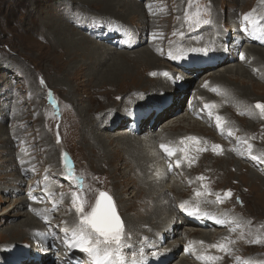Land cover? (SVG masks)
I'll use <instances>...</instances> for the list:
<instances>
[{
	"label": "bare ground",
	"instance_id": "bare-ground-1",
	"mask_svg": "<svg viewBox=\"0 0 264 264\" xmlns=\"http://www.w3.org/2000/svg\"><path fill=\"white\" fill-rule=\"evenodd\" d=\"M32 1L36 3L40 0ZM195 1L197 0L185 5L181 22L175 25L172 35L168 34L172 25L166 30L154 23L167 17L168 13L165 10L168 6L163 0H145L142 4L139 0H74L78 6L69 17L63 13L62 15L55 13V17L39 18L35 22L32 20L30 31L38 38L39 43L52 37L49 47L44 48L48 51L46 53L42 51L45 53L44 56L38 54L40 55L38 57L47 62L54 72L62 73V78L59 76L58 79L64 81L61 84L67 86L69 92L75 88L71 80L77 76L80 78L78 84L82 86L83 92L86 93L85 90L89 89L91 102L76 113L74 112L79 117L81 140L84 141L88 152L86 156L93 158L95 163L100 161L103 165L116 163L115 168L120 169L118 179H122L126 186L132 183L131 186L134 187L132 190L125 189L124 194L126 195L128 191L129 195L123 198L131 200L137 209L136 213L132 216L125 214L121 216L127 225L124 226L125 232L126 229H130L132 237L126 239L122 255L113 256L114 261L123 260L124 264H134V261L135 264H239V259L234 254L233 242L235 245L236 241L233 237L238 233L237 225L243 226L248 222L235 212L236 210L223 211L219 204L221 199H217V196L221 198V195L213 191L212 176L201 172L202 168L199 169L202 158L216 160L217 164L212 163L211 166L217 171L214 173L217 174L216 177L222 180L228 173L229 164L230 168L235 167L234 172L238 174L242 172V160L248 161L251 166L254 165V169L256 167L253 172H250V169L243 170L247 177L244 175L242 179L250 181L251 186H254L252 190H256V194L250 201L256 207H260L261 198H264V196L260 198L256 189L259 180L262 182L259 175L264 174V157H259L256 152H249L246 146L252 140L250 136L252 132L250 131L248 136L243 134L240 128L229 124V118L224 112L225 109L234 110L238 116L248 118L246 119L247 130L252 128L258 120L264 122V115L255 107L259 102L252 103L251 109L248 106L252 99L250 100L251 94L248 93L246 85L242 80L240 85L233 83L237 82V78L248 77L255 81L260 80L264 85V2L257 0L250 11L253 13L250 19L254 23H248L244 21L243 16L249 12L241 11L235 16L232 11L233 6H237L242 0H230L231 3L228 5L232 7L229 9L232 12L226 15L224 22L221 23L225 13L218 14L213 2L211 11L208 2L207 5L205 4L206 7L203 6L199 10ZM82 2L86 4L85 7H79L80 3L83 4ZM184 2L185 0H178L176 4L180 8ZM88 6H99L104 13L112 11L115 19L117 17L127 19L133 15L136 22L132 29H128L125 26L127 23L122 21V24L110 19L117 22L119 28L108 27L105 24L107 18L103 17V20L96 22ZM208 9L212 15L207 12ZM168 12H170L169 9ZM75 16L79 18L73 20ZM86 17L91 18L86 21V24H82L85 21L81 20L87 19ZM65 19L70 22L65 23ZM197 19L200 20L199 24L195 23ZM204 19L210 20L211 23L203 24ZM77 21L81 22L80 28L84 30L83 33L72 24ZM91 24H99L101 29H92ZM245 28L248 30L247 33ZM202 29L204 31H200ZM180 33L184 35L181 36ZM94 39L99 42L109 40L112 43L119 39L120 43L117 47H109L106 44L96 43ZM141 40L147 44L135 48ZM194 48H207L209 51L207 53L190 51ZM169 53L182 58L173 60ZM241 53L244 59L240 58ZM65 62H69V65L62 72L60 69ZM142 67L151 71L152 79L140 74ZM165 67L171 69H165ZM194 70L195 74L192 73ZM175 71H181L180 78L173 75ZM165 73L168 75L166 76ZM199 73H205L203 76L207 75V77L202 76L203 78H200L192 91L189 86L193 84V80ZM152 83L159 88L172 90L176 94L173 101H170L172 96L169 98V95L165 97L163 105L156 99L154 107L150 109H139L135 106L137 104H129L136 99L133 96L137 92L134 91L137 87L144 89ZM172 85L173 88H169ZM254 86L255 84L252 85L255 90L257 86ZM122 95L124 96L121 98ZM189 95L191 99L187 101L188 103L186 102L185 112L175 115L176 109L183 105ZM119 99H121L120 107L119 104L116 105ZM206 104L211 107L205 108ZM217 115L222 118L221 127L217 126V121H210L212 118L216 120ZM118 119L119 125L122 124L124 128L111 131L110 128ZM200 121L204 122L203 126L206 128L200 125ZM177 126L197 128L201 134L204 132L208 134L211 129L217 139L194 131L175 135L173 132L172 136L167 135L169 129L173 130ZM71 135L73 136V133ZM190 137L197 139L191 140ZM251 143L255 146L253 142ZM161 145H167L173 149L175 155L169 157ZM216 145L220 147H215ZM224 155L226 160L222 157ZM177 160L181 161L179 167L176 165ZM17 166L21 169L18 164ZM25 172L29 174L31 171L29 172L26 167L21 170L24 175ZM65 176H70L79 182L82 179L75 172H67ZM172 176L178 177L176 183ZM200 177L203 179H199ZM21 181L19 177L12 180L16 184ZM179 181L181 185L177 184ZM23 182H25L24 179ZM29 182L27 194L13 202L14 208H21L16 216L23 218H18L10 226L4 227L1 232L7 236L15 235L13 241H22L27 235L33 249L40 250L38 253L41 256L40 261L19 262L18 256L15 255L19 244H14L3 250L0 248V264H77L76 262L81 256L83 257L84 253L77 249H68L69 247H66L62 241L65 238L63 229L67 228L69 230L67 235L71 237L72 229L80 223L79 218L77 222L70 221L73 220L71 215L66 216L70 219L69 222L61 218L63 211H68L69 208L61 205L57 198H50L56 194V191L50 190L52 187L50 180L41 182L43 184L40 188L33 190V194L29 193L28 189L35 180L30 179ZM80 184L83 186L81 182ZM5 186L7 188L3 186L0 190H8L12 194L15 192L11 190L13 185ZM185 191L189 194L185 195ZM197 191L201 193V196L195 195ZM33 195H36V199ZM119 196L120 200L118 197L115 201L120 202L119 206L124 211L126 204L122 205L124 199H121V195ZM41 198L44 206L41 205L42 203L38 204L40 202L37 200ZM135 200L139 204H135ZM185 201L188 202L186 207L189 211L199 209L201 214L190 216L182 211L179 205ZM244 202L246 204V199ZM91 207H88L87 211H90ZM138 207L143 209L140 210ZM72 210L75 211V207ZM5 212L4 209V215ZM205 212L209 215H203ZM175 213L179 218L176 223L172 221L171 224V218ZM56 215L60 221L54 217ZM216 219H221L225 223L218 224ZM178 223L201 230L204 237L207 230H216V235L213 238H202L203 235L199 237L197 234H191L190 228H184L181 233L178 231L179 225H175ZM252 227V224L246 227L251 239L258 237L263 241L254 245L253 248L257 249V253L253 252L254 254L245 256V261L249 264H264V255L259 254L264 253V235L262 231L253 230ZM219 243H224L227 251L211 247ZM240 244L241 241L238 242V246ZM145 245L146 248H144ZM64 249L66 253L61 252ZM177 251L181 256L179 260L173 256ZM62 253L64 255H61ZM58 256L61 258L60 261H56ZM197 257H217V259H198ZM142 259L148 260L138 262ZM87 262L88 260L85 259L79 264H88Z\"/></svg>",
	"mask_w": 264,
	"mask_h": 264
},
{
	"label": "rangeland",
	"instance_id": "rangeland-1",
	"mask_svg": "<svg viewBox=\"0 0 264 264\" xmlns=\"http://www.w3.org/2000/svg\"><path fill=\"white\" fill-rule=\"evenodd\" d=\"M142 1L145 2V0H139V3L142 4ZM163 1L166 2V5L168 6L170 12H168V9H166L165 12L168 13L167 17L161 18L154 23L158 25V27L164 28L166 30L170 27V25H172V27L168 30V34L172 35L173 30L175 29V25L178 22H181V19L183 17L182 12L185 9V5H187L188 2L192 4L193 0H185V2L181 4L180 8L179 5L176 4L178 0ZM229 1L230 0H197L195 2L197 3L199 10H201V8L205 6V4L207 5L208 2L210 4L211 11L213 7V5L211 4L213 2L218 14H222L223 12L225 13L223 14L224 18H222L221 23L224 22L226 15H229L232 11L234 12L235 16L236 14H238V12L241 11L250 12L257 2V0H242L240 4H238L237 6H233L234 9L230 12L229 9H231L232 7L229 6L231 3ZM260 2L262 3L264 2V0H261ZM82 3L83 4H79V7H85L86 4L84 2ZM76 6L78 5H76L74 0H40L36 3H34L32 0H0V187L3 188L4 186V188H7V186L5 185L10 184L13 185L11 187V190L15 191L13 195L12 192L8 190H0V248L1 250H3L10 245L19 244V247H17L18 250L17 252H15V255L18 256L19 262L22 260L40 261L39 257L41 256H37L40 250L33 249L30 238L27 235L24 236L22 241H13L15 235L7 236L3 232H1V230L4 227L10 226L12 223L16 222L18 218H23L22 216H16V213H18L21 208H14L13 202L20 196L27 194V186L30 183V179H32V181L35 180V183L28 189L29 193L31 194H33V190L41 187V182H43L44 180H50L52 184V189L50 188L51 191H56V194L50 196V198H57L58 202L62 203L61 205H64L65 207L68 206L69 208L68 211H63L61 217L66 222H69L70 220L67 219L66 216L68 217L71 215L73 220L70 221L76 222L79 218V214L76 212V210H72L74 207L73 203H70L73 198L72 193L74 192L77 193L78 199H82L85 201V211H87L88 207H91L93 203L95 205V201L98 198V194L100 191L106 192L112 197L114 205L115 202H117L115 208L119 217L123 221L124 226L127 225L125 223V220L121 216L124 214L127 216H132L134 215V213H136L137 210L135 209L134 204L131 203V200H126L125 198H123H127V196L129 195L128 191L125 195L124 190H132V188L134 189V187L131 186L132 183L127 184L126 186L125 184H123L124 181H122V179H118L120 175V169L115 168L116 163L103 165L100 164V161L99 163H95L93 158H88L86 156L88 152L86 150L84 141L81 140V126H79L78 122L79 117L74 114V112L76 113L77 110L82 109L83 107H85V105H88L91 102V97L88 94L89 89L87 88V90H85L86 93L83 92L84 90L82 86L78 84V80L80 78L77 76L73 80H71V84L74 85L75 88L72 89L71 92H69L67 86L61 84L64 81L60 80V78L58 79L59 76L62 78V73L60 74V72H54V69L52 70L47 62L43 61L42 58H39L40 55L44 56L46 51H48V49L44 48L49 47L52 37L49 40L44 41L43 43H39L37 41L38 38H36L33 35V32L30 31L31 24L33 23L32 20L35 22L36 19L39 18H47L49 16L55 17V13L57 15H62L63 13V15L69 17L70 13L75 9ZM89 8L88 10L89 12L91 11V14L93 15L92 17L96 22L101 21L104 19L103 17H106L107 21H105V24L108 27L112 26L113 28H119L117 22H120L122 24L123 22H125L127 23L125 26L128 27V29H132L134 27L133 24L136 22L135 16L133 15L127 19H118V17L117 19H115L116 17L113 16L115 14L112 11H106V13H104L99 6H90ZM211 11L208 9L207 12H210V14L212 15ZM78 18L79 16H75L73 17V20H76ZM89 19L87 18L81 20L85 21L82 24H86V21ZM110 19H113L117 22H113ZM150 21H152V19ZM64 22L67 23L70 21H67V19H65ZM72 24L80 32H84V30L80 28L82 26L80 21H77L75 23L72 22ZM140 25H142V23H140ZM221 25L224 26V24ZM91 28L100 30L101 26H99V24H91ZM200 31L204 30L202 29ZM94 41L96 43L109 45V47H117L120 43L119 39H117L115 43L109 42V40H107L108 43L99 42L95 39ZM146 44L144 43V40H141L135 48L143 47ZM118 50L123 51L126 49ZM42 51H44L45 53ZM67 65H69V62H65L60 71L62 70L63 72V69L65 67L68 68ZM192 65L194 66L195 64ZM165 69L171 68L165 67ZM175 72H173V74L180 78L181 71H177V74ZM192 73L195 74V70L192 71ZM140 74L145 77L147 76V78L150 79L153 78L151 76V71H149V69L147 68H140ZM204 74L205 73H199V75H197V78L193 80V84H190L191 86L189 87L192 91L196 88V83L200 80V78L207 77V75L203 76ZM240 80H242V82L248 88V93L251 94L250 100H252L248 103L250 109L252 107V103H264V85L260 80L255 81L249 79L248 77H240V79L237 78V82L233 83L240 85ZM256 83H260L261 85H263V87ZM254 84L255 86H257L255 90L252 87V85ZM138 88L139 87L134 90L135 92L137 91L133 96L136 99L134 100V102L130 101L129 104H137L135 106H138L137 108L139 109L153 108L156 99H158V103L163 105L165 97L169 95L170 98L172 96L170 101H173L172 99L176 96V94L173 93L172 90L159 88L155 83L149 84V86L144 89L139 88V90ZM169 88H173V85ZM123 96L124 95H122L121 98ZM156 96H158V98H156ZM53 99L55 100L54 103ZM190 99L191 95L186 97L183 105L179 106L176 109L175 115H179L185 112L184 107H186V102ZM118 104L120 107L121 99H119L116 105ZM224 112L225 115L227 114L226 116L229 118V124H231L232 126L234 125L235 128H240L241 131L244 132L243 134L248 136V133L250 131L252 132L250 135L252 138L251 142H253L255 146H253V144L250 142L249 144H247L246 148L249 150V152H256L258 153L259 157L263 158L264 122L262 123L261 120H258L255 125H252V128L247 130L246 119L248 118L244 116H238L234 110L228 111L225 109ZM210 121L216 122L214 118L210 119ZM119 123L120 120L118 119V121L113 124L110 130L114 131L117 128H124L122 127L123 125H119ZM208 123L209 121L207 122V124ZM200 125L203 126L204 122L200 121ZM189 127L190 126H177L176 128H173V130L169 129L167 135L172 136L173 132V135H175L177 133H185L190 131L198 132L199 134H201V132L197 128ZM159 129L161 130V127H159ZM209 131L210 133L207 134L206 132H204V134L201 135H206L207 137L210 136L214 139H217V137L214 136L215 134L213 133V131L211 129H209ZM71 133H73V136L71 135ZM222 157L225 158L226 156L224 155ZM235 158L237 157L235 156ZM16 162H18L17 164L21 167V169L17 166ZM199 163V169L202 168L201 172L208 173L212 176L211 178V176L208 175L212 181V186L214 188L213 191L221 195L219 204L222 206L223 211L228 212L231 210H236L235 212H237L248 222V224L243 226L237 225V227H239V230L238 233L233 237V240L235 239L236 241L235 245L233 242V247L235 246L234 254L239 259V264H249L245 261V256L251 253L254 254L253 252L257 253V249L253 248L256 243H252L250 241L257 239L260 240V238L256 237L255 239H251V237L248 235L249 232L246 230V227L252 224L253 230L262 231L264 235V198L262 197L264 196V174H260L258 172L260 174L259 179H261L263 183L259 180V184L256 187L258 193L260 194V198L262 197L260 207H256L250 201L256 194V190H252L254 186H251L250 181H244L242 179L244 175L246 176V173L244 172L245 170L250 169L249 171L253 172L254 165H252V167L248 161L242 160V172L236 174L234 172L235 167L232 166L230 168L231 165L229 164L228 173L222 180L216 177L217 174L214 173L217 171H215L213 166H211L212 163L217 164L215 159L202 158ZM26 167L27 169H29V172H31L29 174L28 172H25L24 175V173H21V170L26 169ZM254 170H256V167ZM67 172H75L79 174L82 177L80 182L83 184L84 189L78 180L72 179L70 176H65ZM17 177L22 180L20 183H18L19 185L12 182V180L16 179ZM173 178L174 177L172 176V179ZM177 178L175 177L173 179L175 183ZM23 179L25 180V182H23ZM251 180L253 181V179ZM177 184L181 185L180 181L177 182ZM23 190H25L24 193ZM229 190L231 191L230 197L225 195ZM187 194H189L188 191H185V195ZM119 195H121V199H124L122 205L126 204L124 211H122L119 206L120 202L118 203V201H115L118 197L120 200ZM33 196H35L36 199V195ZM245 199L247 201L246 204L244 202ZM227 200L229 201L227 202ZM37 201L40 202L38 204L44 202L42 201V198L38 199ZM135 204H139L138 201L135 200ZM41 205H43V203ZM4 209L6 211L5 215L3 214ZM138 209L142 210L143 208L138 207ZM170 209L171 208L169 207V210ZM175 214L174 217L171 218V224L172 221L173 223H176V220L179 218L177 214L175 217ZM54 217H57V215ZM57 219L60 221V218L57 217ZM175 225L181 226H177L178 231H181V233L183 232L184 228H190L189 226H183L180 223ZM129 230L126 229V239L132 237V233ZM190 231L191 234H197L199 237H202L203 235L202 232H200L201 230H197L196 228H190ZM215 231L216 230H207V234L205 235V237L203 235L202 238H213L216 235ZM240 241L241 244L238 246V242ZM144 248H146V245L144 246ZM259 254L264 255V253ZM86 256L87 254H84L83 257L81 256V258H79L76 263L79 264L81 260L88 259V256ZM173 256L176 260H179V258L181 257L179 251H177ZM146 260L148 259H142L138 262Z\"/></svg>",
	"mask_w": 264,
	"mask_h": 264
},
{
	"label": "snow or ice",
	"instance_id": "snow-or-ice-1",
	"mask_svg": "<svg viewBox=\"0 0 264 264\" xmlns=\"http://www.w3.org/2000/svg\"><path fill=\"white\" fill-rule=\"evenodd\" d=\"M252 12L246 13L243 16L244 21L248 23H254L250 19L252 16ZM195 23L199 24L200 20H195ZM203 24L211 23L210 20L204 19L202 21ZM245 32L247 33L248 30L245 28ZM251 35L252 33H248ZM183 36V33H180ZM183 51V49L181 50ZM193 52H200V53H207L209 49L207 48H194L190 49ZM171 59L176 60L178 58L177 55H173L169 53ZM240 58L244 59L243 54H240ZM155 75V73H153ZM167 76L168 74L165 73ZM175 75V74H173ZM215 91V89H214ZM211 107L210 105H205V108ZM257 109L260 110L261 114L264 115V103H257L255 105ZM217 126H222V118L217 115L216 116ZM191 140H196V137H190ZM215 147H220L216 145ZM161 148L166 152V154L171 157L175 155L173 149L169 148L167 145H161ZM253 159H257L253 157ZM181 161L177 160L176 165L177 167L180 166ZM199 179H203L200 177ZM196 196H201V193L197 191L195 193ZM226 196H231V191L229 190ZM72 203L75 207L76 212L79 214L80 223L79 225L72 229L71 237H68V229H63L65 233V238L62 243L65 244L66 247L71 249H77L87 256L92 261V264H124L123 260L114 261L113 256L120 257L122 255V250L125 248V244L127 242L124 230V224L121 218L119 217L114 201L112 197L108 195L104 191H100L98 194V198L95 201V205L91 207L90 211H85L84 203L85 201L82 199H78L77 193H72ZM219 200L220 197L217 196ZM187 201L181 203L179 208L182 211H185L190 216L200 215L199 209H194L189 211L186 207ZM203 215L207 216L209 213H203ZM216 223L223 224L225 221L221 219H216ZM234 230V229H233ZM252 243H259L260 240H253ZM211 247L219 248L223 251H227L226 245L224 243L214 244ZM198 259H217V257H197ZM135 264V261H134Z\"/></svg>",
	"mask_w": 264,
	"mask_h": 264
}]
</instances>
